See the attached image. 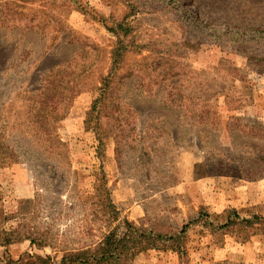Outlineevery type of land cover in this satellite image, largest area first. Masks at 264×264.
<instances>
[{
	"label": "rangeland",
	"instance_id": "1",
	"mask_svg": "<svg viewBox=\"0 0 264 264\" xmlns=\"http://www.w3.org/2000/svg\"><path fill=\"white\" fill-rule=\"evenodd\" d=\"M111 68L118 145L103 105L87 115ZM40 93L71 99L58 106L63 147L38 132ZM213 93L234 95L218 112L236 131L181 119ZM101 172L120 220L166 234L197 220L188 264H264V223L208 226L226 209L264 219V0H0V264L82 255L102 225ZM177 262L138 250L133 264Z\"/></svg>",
	"mask_w": 264,
	"mask_h": 264
},
{
	"label": "trees",
	"instance_id": "2",
	"mask_svg": "<svg viewBox=\"0 0 264 264\" xmlns=\"http://www.w3.org/2000/svg\"><path fill=\"white\" fill-rule=\"evenodd\" d=\"M107 30L113 34H116V31L119 30L127 35L130 28L123 24H117L115 27L108 28ZM120 49L122 48H119L118 51H120ZM113 77L114 71L113 68H111L108 75L103 78L99 96L93 102V107L87 115H92L96 110V114L100 113L101 106L103 105L105 108L104 117L110 123L113 122L116 124L115 128L117 131H115V140L118 145L119 134L124 130V126L120 124L126 121V118L122 117L124 111L122 112L120 109V103L116 105L114 102L115 105H113L112 102V106H110V104L109 106L105 105L108 101L111 102L115 99L112 93H108V91L112 89ZM167 83L170 85L174 84L171 80L167 81ZM230 97L232 98L234 95L229 96L224 93H213L209 96V103L205 109L182 111L179 112L180 117L182 120H185L187 125L193 128L206 126L216 130L219 126L224 124L225 131H236V129L240 127V119L230 116L224 123L218 112L219 102L224 104L228 109H231L232 105L227 102ZM67 100L69 107L71 99L69 97H61L58 93H40L35 100L38 108L34 115V119H36L39 125L38 132L50 146H57L58 148L63 147V144L56 134V124L67 114L68 107L58 110V106L63 101ZM114 115L117 116L116 119ZM99 176L100 177H97L94 184L93 194L101 199L104 205V214L101 216L102 225L99 229L97 240L83 243L79 247V250L82 251V255H65L59 260H54L49 256L28 255L26 258L16 261L8 259L4 264H133L138 250L145 252H170L176 255L177 264H188L186 230L189 225L197 223V220L184 225L176 234L160 233L152 229H144L143 227L136 226L134 222L127 219L120 220L119 211L111 200V193L107 186V180L102 172ZM248 180L252 179L248 178ZM222 215L224 217L222 224L214 226L212 223H208V226L219 230H227L236 225L253 228L258 224L264 223V219L255 215L249 218H240L236 209H226L222 212ZM204 217H208V215L205 213L204 209L200 208L198 218L203 219ZM9 235L10 234H7L6 236ZM24 239L30 240L31 244L37 243V239L31 237H24ZM13 242L16 241L10 237H5L2 241L3 244H12ZM39 242L41 241L39 240Z\"/></svg>",
	"mask_w": 264,
	"mask_h": 264
}]
</instances>
